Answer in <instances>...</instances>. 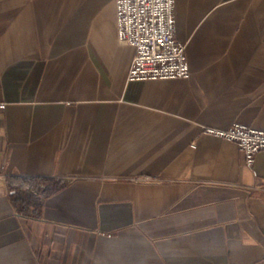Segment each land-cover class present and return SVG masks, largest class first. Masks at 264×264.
<instances>
[{
  "label": "crops",
  "instance_id": "crops-1",
  "mask_svg": "<svg viewBox=\"0 0 264 264\" xmlns=\"http://www.w3.org/2000/svg\"><path fill=\"white\" fill-rule=\"evenodd\" d=\"M188 79L130 81L116 0H0V264H264V0H177ZM10 178L67 184L40 218Z\"/></svg>",
  "mask_w": 264,
  "mask_h": 264
},
{
  "label": "built area",
  "instance_id": "built-area-1",
  "mask_svg": "<svg viewBox=\"0 0 264 264\" xmlns=\"http://www.w3.org/2000/svg\"><path fill=\"white\" fill-rule=\"evenodd\" d=\"M177 0H116L118 40L135 48L130 81L188 79L191 75L186 46L176 37ZM7 108L0 103V111ZM205 132L235 142L245 154L248 166L264 152V131L242 124L226 130Z\"/></svg>",
  "mask_w": 264,
  "mask_h": 264
},
{
  "label": "trees",
  "instance_id": "trees-1",
  "mask_svg": "<svg viewBox=\"0 0 264 264\" xmlns=\"http://www.w3.org/2000/svg\"><path fill=\"white\" fill-rule=\"evenodd\" d=\"M67 184L48 178H10L15 208L26 217L40 218L46 199L61 192Z\"/></svg>",
  "mask_w": 264,
  "mask_h": 264
}]
</instances>
